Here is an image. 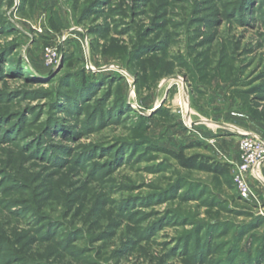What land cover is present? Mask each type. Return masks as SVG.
<instances>
[{"label": "rangeland", "instance_id": "rangeland-1", "mask_svg": "<svg viewBox=\"0 0 264 264\" xmlns=\"http://www.w3.org/2000/svg\"><path fill=\"white\" fill-rule=\"evenodd\" d=\"M239 132L264 138V0H0V264H264Z\"/></svg>", "mask_w": 264, "mask_h": 264}, {"label": "built area", "instance_id": "built-area-1", "mask_svg": "<svg viewBox=\"0 0 264 264\" xmlns=\"http://www.w3.org/2000/svg\"><path fill=\"white\" fill-rule=\"evenodd\" d=\"M44 60L48 64L52 61L55 53L50 47L44 49ZM237 160L231 163L232 180L235 184L236 192L242 198L256 197L250 187L252 174L259 178L257 170L264 163V138L253 133H240L237 143ZM262 182H264L262 180Z\"/></svg>", "mask_w": 264, "mask_h": 264}, {"label": "trees", "instance_id": "trees-1", "mask_svg": "<svg viewBox=\"0 0 264 264\" xmlns=\"http://www.w3.org/2000/svg\"><path fill=\"white\" fill-rule=\"evenodd\" d=\"M170 152L174 154L176 159L179 160L180 164L183 167H187V168L197 167L200 170H204V171L208 170L221 174L226 173L228 171V165L226 163L214 164L209 161H203L200 159L198 160L196 156L185 158L181 150H177V151L170 150Z\"/></svg>", "mask_w": 264, "mask_h": 264}, {"label": "crops", "instance_id": "crops-1", "mask_svg": "<svg viewBox=\"0 0 264 264\" xmlns=\"http://www.w3.org/2000/svg\"><path fill=\"white\" fill-rule=\"evenodd\" d=\"M247 132V131H246ZM239 133H244V132H239ZM237 152H238V150H237V147H236V149H235ZM236 156H237V153H236ZM262 167H264V163H263V165L260 167V172L262 171ZM264 169V168H263ZM263 172H264V170H263ZM251 178H256L253 174H252V177ZM263 179V178H262ZM264 180V179H263Z\"/></svg>", "mask_w": 264, "mask_h": 264}, {"label": "bare ground", "instance_id": "bare-ground-1", "mask_svg": "<svg viewBox=\"0 0 264 264\" xmlns=\"http://www.w3.org/2000/svg\"><path fill=\"white\" fill-rule=\"evenodd\" d=\"M132 96L134 95V92H133V89H131V93H130ZM259 174V173H258Z\"/></svg>", "mask_w": 264, "mask_h": 264}]
</instances>
